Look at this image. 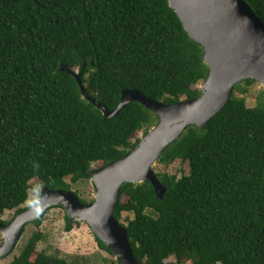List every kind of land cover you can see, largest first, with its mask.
Listing matches in <instances>:
<instances>
[{"label": "trees", "instance_id": "trees-1", "mask_svg": "<svg viewBox=\"0 0 264 264\" xmlns=\"http://www.w3.org/2000/svg\"><path fill=\"white\" fill-rule=\"evenodd\" d=\"M244 1L264 23V0ZM64 66L110 111L123 90L168 105L195 99L209 72L168 0H0V218L24 210L31 180L71 191L67 179L89 180L93 164L124 158L158 123L137 102L105 119ZM255 83L236 84L203 128L165 148L157 163L189 172L157 174L162 199L147 181L122 185L114 217L132 214L124 227L140 264H264V89L254 107L243 97ZM64 220L66 232L79 225ZM41 238L34 232L10 264H72L38 252Z\"/></svg>", "mask_w": 264, "mask_h": 264}, {"label": "water", "instance_id": "water-1", "mask_svg": "<svg viewBox=\"0 0 264 264\" xmlns=\"http://www.w3.org/2000/svg\"><path fill=\"white\" fill-rule=\"evenodd\" d=\"M168 4L184 31L203 49L209 72L199 96L168 105L151 100L138 90H123L119 104L110 111L86 92L82 71L73 73L64 66L62 70L75 78L82 97L105 119L115 117L127 104L137 102L151 110L158 117V123L127 156L93 169L90 179L96 188V197L91 203H82L71 191L43 186L35 203L18 212L9 224H0V259L13 251L27 224L39 220L50 208L61 207L75 223H85L118 264H140L133 254L126 228L114 217L122 185L147 181L155 196L162 199L166 188L152 167L165 148L188 126L203 128L225 107L236 84L251 79L264 87V23L244 0H168Z\"/></svg>", "mask_w": 264, "mask_h": 264}, {"label": "rangeland", "instance_id": "rangeland-1", "mask_svg": "<svg viewBox=\"0 0 264 264\" xmlns=\"http://www.w3.org/2000/svg\"><path fill=\"white\" fill-rule=\"evenodd\" d=\"M78 73V71H75ZM203 82H199L193 86L192 89L200 90ZM264 87L256 82L248 88V93L244 95V101L247 107H254L256 96L260 90ZM242 97V95H237ZM184 100V98H181ZM151 129V128H150ZM143 130L138 132L132 139L131 142L139 141L143 137ZM93 169L98 168V164L92 165ZM153 172L157 174H169L175 175L177 178L182 175H187L189 172L186 164L182 165L179 161H175L168 167H164L159 163H156L152 167ZM70 184L71 192H75L80 200H83L85 204L91 203L96 197V188L91 179L86 181H80L76 184H71L70 180H66ZM30 189L28 191V199L22 209L27 208L37 200L42 185L37 180H31L29 182ZM127 201L125 195L121 197V202ZM65 212L62 208H50L43 215L41 225L37 228L33 223L27 224L24 232L18 241L13 251L6 257L0 259V264H10L15 256H18L27 240L30 236L39 231L42 234L41 241L37 245V251L42 252L51 257H58L66 260L72 264H115L113 256L109 255L103 249H100L95 241V237L91 232L90 228L85 224L79 222L78 226L73 227L69 232H66L65 227ZM15 217V210L5 211L1 216L0 220L4 222L12 221ZM132 214L122 212L120 216V223L123 226L127 225V219H131ZM75 224V222H72ZM2 237L0 233V243ZM169 262L175 264V258H170ZM189 264V263H186Z\"/></svg>", "mask_w": 264, "mask_h": 264}]
</instances>
